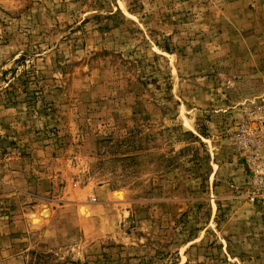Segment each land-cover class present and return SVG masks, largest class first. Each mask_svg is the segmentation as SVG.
Masks as SVG:
<instances>
[{
    "label": "rangeland",
    "instance_id": "rangeland-1",
    "mask_svg": "<svg viewBox=\"0 0 264 264\" xmlns=\"http://www.w3.org/2000/svg\"><path fill=\"white\" fill-rule=\"evenodd\" d=\"M263 105L264 0H0V264H264Z\"/></svg>",
    "mask_w": 264,
    "mask_h": 264
},
{
    "label": "built area",
    "instance_id": "built-area-1",
    "mask_svg": "<svg viewBox=\"0 0 264 264\" xmlns=\"http://www.w3.org/2000/svg\"><path fill=\"white\" fill-rule=\"evenodd\" d=\"M231 139L246 171L244 198L264 204V105L246 112Z\"/></svg>",
    "mask_w": 264,
    "mask_h": 264
},
{
    "label": "bare ground",
    "instance_id": "bare-ground-1",
    "mask_svg": "<svg viewBox=\"0 0 264 264\" xmlns=\"http://www.w3.org/2000/svg\"><path fill=\"white\" fill-rule=\"evenodd\" d=\"M235 147V146H234ZM235 150H236V148H235ZM236 153H237V151H236ZM237 156H238V154H237ZM239 158V157H238ZM240 160V159H239ZM241 161V160H240ZM243 164V163H242ZM244 166V165H243ZM245 179H246V176H245ZM244 182H245V180H244ZM243 187H244V183H243ZM244 190V189H243ZM117 198H119L120 200H123V195L121 194V193H117ZM246 200V199H245ZM247 201V200H246ZM248 203H250V204H252V205H255L256 203H251V202H249V201H247ZM259 204H262V203H259ZM81 211H82V214H86L87 213V210L85 209V208H81Z\"/></svg>",
    "mask_w": 264,
    "mask_h": 264
}]
</instances>
